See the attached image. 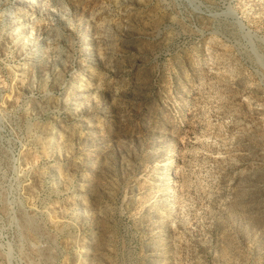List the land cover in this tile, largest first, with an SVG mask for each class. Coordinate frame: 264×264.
Here are the masks:
<instances>
[{"label":"rangeland","instance_id":"374dc122","mask_svg":"<svg viewBox=\"0 0 264 264\" xmlns=\"http://www.w3.org/2000/svg\"><path fill=\"white\" fill-rule=\"evenodd\" d=\"M0 264H264V0H0Z\"/></svg>","mask_w":264,"mask_h":264}]
</instances>
